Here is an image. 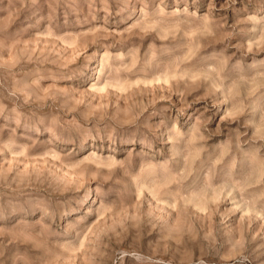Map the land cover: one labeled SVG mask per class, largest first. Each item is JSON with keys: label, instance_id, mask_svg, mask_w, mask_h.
I'll return each mask as SVG.
<instances>
[{"label": "rangeland", "instance_id": "1", "mask_svg": "<svg viewBox=\"0 0 264 264\" xmlns=\"http://www.w3.org/2000/svg\"><path fill=\"white\" fill-rule=\"evenodd\" d=\"M0 264H264V0H0Z\"/></svg>", "mask_w": 264, "mask_h": 264}]
</instances>
